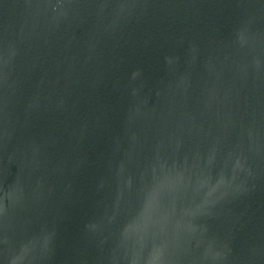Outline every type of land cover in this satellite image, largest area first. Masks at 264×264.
<instances>
[{
  "label": "water",
  "instance_id": "1",
  "mask_svg": "<svg viewBox=\"0 0 264 264\" xmlns=\"http://www.w3.org/2000/svg\"><path fill=\"white\" fill-rule=\"evenodd\" d=\"M0 264H264V0H0Z\"/></svg>",
  "mask_w": 264,
  "mask_h": 264
}]
</instances>
